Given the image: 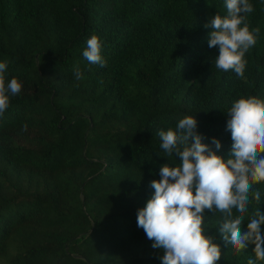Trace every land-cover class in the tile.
I'll return each mask as SVG.
<instances>
[{
  "label": "trees",
  "instance_id": "trees-1",
  "mask_svg": "<svg viewBox=\"0 0 264 264\" xmlns=\"http://www.w3.org/2000/svg\"><path fill=\"white\" fill-rule=\"evenodd\" d=\"M249 2L246 22L260 32L239 78L215 67L204 27L227 15L225 0H0V76L22 84L0 116V264H161L137 226L161 166L181 163L158 131L195 116L202 142L219 139L211 146L227 160L226 113L240 98L264 101V0ZM93 35L106 67L83 57ZM249 201L242 232L264 212V182ZM223 219L206 210L202 224L217 264H264L254 244H224Z\"/></svg>",
  "mask_w": 264,
  "mask_h": 264
},
{
  "label": "clouds",
  "instance_id": "clouds-1",
  "mask_svg": "<svg viewBox=\"0 0 264 264\" xmlns=\"http://www.w3.org/2000/svg\"><path fill=\"white\" fill-rule=\"evenodd\" d=\"M225 6L227 15L215 14L204 27L213 29L209 33V47L219 48L215 67L224 72L231 70L243 78L247 64L245 55L256 44L260 29L250 30L246 22L247 14L254 11L249 0H225ZM86 44L83 57L90 64L106 67L99 37L91 36ZM6 67V63L0 62V74ZM74 76L82 79L78 67ZM21 88L16 78L5 85L0 76V116L9 107L6 92L14 96ZM226 115L232 139L227 160L211 146L220 149L219 139L213 138L211 145L202 142L195 116H185L175 130L158 131L160 148L166 157L175 154L181 163L175 167L167 163L161 166V179L150 184L154 194L146 206L138 210L137 226L153 241V248L163 250L161 264H217L221 248L204 235L202 228L206 210L223 215L218 234L225 245L240 251L249 243L254 244L256 259L264 261V212L256 210L247 223V230L241 231L252 184L264 182V101L240 98ZM23 130L27 131V124L23 125ZM253 196L259 203L260 191ZM248 264L255 261L250 258Z\"/></svg>",
  "mask_w": 264,
  "mask_h": 264
}]
</instances>
